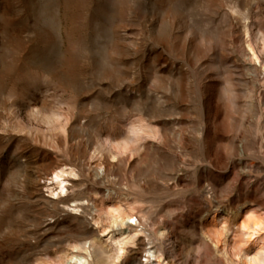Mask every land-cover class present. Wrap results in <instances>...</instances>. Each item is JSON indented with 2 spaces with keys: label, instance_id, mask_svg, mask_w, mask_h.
Listing matches in <instances>:
<instances>
[{
  "label": "rangeland",
  "instance_id": "374dc122",
  "mask_svg": "<svg viewBox=\"0 0 264 264\" xmlns=\"http://www.w3.org/2000/svg\"><path fill=\"white\" fill-rule=\"evenodd\" d=\"M114 204L146 232L109 264L255 254L264 0H0V264H73L85 243L99 264Z\"/></svg>",
  "mask_w": 264,
  "mask_h": 264
},
{
  "label": "bare ground",
  "instance_id": "6f19581e",
  "mask_svg": "<svg viewBox=\"0 0 264 264\" xmlns=\"http://www.w3.org/2000/svg\"><path fill=\"white\" fill-rule=\"evenodd\" d=\"M73 175L76 174L72 168L71 169L61 168V169H56L55 171L52 172L51 177H49L48 179L49 181L48 185H51L50 199L52 200V203H57V201L65 199L68 196V191H69L68 186L70 184L69 176H73ZM66 206L73 214H78V212L82 210L81 204L78 201L69 202ZM107 210L108 212L106 213L110 215L113 227H116V229L119 232H114L110 234L112 232L110 231L108 233L110 234L109 242L112 243L111 246L114 247L113 249H109L107 251L105 248L99 247L97 251L94 250L95 251L94 253H96L95 257H97V263L99 264H109L111 259H120L122 254L125 252L126 248L130 247L129 245L131 243H135L136 240L142 237L143 234L146 232L144 231L145 229L143 230L134 227L132 228V225L128 223V221L134 218V216L125 214V211L123 210L121 205L114 204L112 206L107 207ZM257 219H254L253 223L244 222L243 225L241 226V233L243 239H245L246 242H253L254 244L257 245V250L254 255L251 256L247 252L245 253L244 260H246L245 261L246 264H264V241L262 242L260 241L261 222ZM137 221L139 223V226H141V221L139 218H137ZM224 224L226 225V222H224ZM107 229H103V230L106 232ZM96 245H98V242L93 241L92 248L95 247ZM74 247H75L74 249L77 248L78 250L84 251L87 255L85 254L73 255L70 259L71 262L73 261V264H91L88 258L92 256L90 255L91 251L89 250V247H87V243H85L84 245H77V246L75 245ZM145 250L147 252L146 261H148V264H162L161 261L163 258L158 256L155 250H152L151 247ZM139 262L140 264H146L143 263V261H139ZM165 264H171V263L167 261Z\"/></svg>",
  "mask_w": 264,
  "mask_h": 264
}]
</instances>
